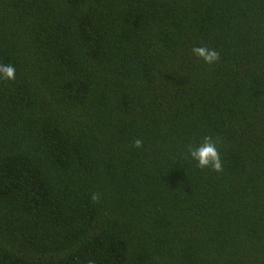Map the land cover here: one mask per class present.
Wrapping results in <instances>:
<instances>
[{"label":"trees","instance_id":"16d2710c","mask_svg":"<svg viewBox=\"0 0 264 264\" xmlns=\"http://www.w3.org/2000/svg\"><path fill=\"white\" fill-rule=\"evenodd\" d=\"M0 63V264H264V0H0Z\"/></svg>","mask_w":264,"mask_h":264},{"label":"clouds","instance_id":"9594fccd","mask_svg":"<svg viewBox=\"0 0 264 264\" xmlns=\"http://www.w3.org/2000/svg\"><path fill=\"white\" fill-rule=\"evenodd\" d=\"M192 52L200 58L205 64L213 65L220 60V53L206 46L193 47ZM16 68L13 64L0 63V80L13 81L16 79ZM134 147L140 149L142 141L136 139ZM188 157L195 162L198 168H211L215 172H221L223 162L217 150V145L211 136L205 135L201 143L197 147L187 148ZM92 200L95 201L99 198L98 194L92 195Z\"/></svg>","mask_w":264,"mask_h":264}]
</instances>
